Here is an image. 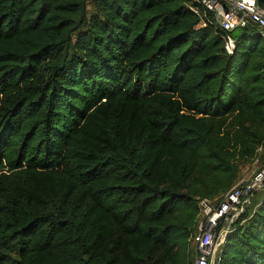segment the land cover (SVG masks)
<instances>
[{"label": "trees", "instance_id": "trees-1", "mask_svg": "<svg viewBox=\"0 0 264 264\" xmlns=\"http://www.w3.org/2000/svg\"><path fill=\"white\" fill-rule=\"evenodd\" d=\"M190 4L0 0V264H192L199 200L264 166V41ZM257 208L218 264H264Z\"/></svg>", "mask_w": 264, "mask_h": 264}, {"label": "built area", "instance_id": "built-area-1", "mask_svg": "<svg viewBox=\"0 0 264 264\" xmlns=\"http://www.w3.org/2000/svg\"><path fill=\"white\" fill-rule=\"evenodd\" d=\"M190 3L189 9L198 17L201 27H217L224 32L228 55H233L237 48L238 42L233 36L237 30L253 29L264 41V8L259 0H190ZM261 192H264V166L250 177L240 179L219 199L199 200L197 232L190 239L195 247L192 264H218L235 223L252 208L253 199Z\"/></svg>", "mask_w": 264, "mask_h": 264}, {"label": "rangeland", "instance_id": "rangeland-1", "mask_svg": "<svg viewBox=\"0 0 264 264\" xmlns=\"http://www.w3.org/2000/svg\"><path fill=\"white\" fill-rule=\"evenodd\" d=\"M89 9H90V12H92V7H90ZM237 32L239 34L241 31L237 30ZM237 32L235 34H237ZM263 156L264 155L261 154V157H262L261 159H263ZM262 162L264 164V160H262ZM260 167H262V163L258 164L255 162H253V163L252 162H240V164H239V171L240 172H239V179L238 180L240 181V179L250 177L254 172L259 170ZM236 185L237 184L235 183L234 186H236ZM220 195L215 196V198L219 197ZM263 198H264V192L256 194L255 198L253 199V202L255 204L252 206V208H250V210L255 211L256 209H258L257 207L261 204V201L263 200ZM191 245H193V243H191ZM193 247H194V245H193Z\"/></svg>", "mask_w": 264, "mask_h": 264}]
</instances>
